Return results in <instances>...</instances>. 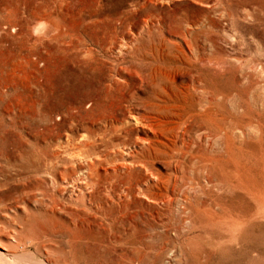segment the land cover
Here are the masks:
<instances>
[{
	"label": "rangeland",
	"instance_id": "1",
	"mask_svg": "<svg viewBox=\"0 0 264 264\" xmlns=\"http://www.w3.org/2000/svg\"><path fill=\"white\" fill-rule=\"evenodd\" d=\"M202 2L0 0L2 244L44 235L24 250L60 264H264V0ZM120 104L154 120L137 160L162 186L141 192L155 180L138 164L124 192L98 167L85 210L50 212L42 192L67 196L41 170L122 123ZM80 212L70 248L52 227Z\"/></svg>",
	"mask_w": 264,
	"mask_h": 264
},
{
	"label": "bare ground",
	"instance_id": "2",
	"mask_svg": "<svg viewBox=\"0 0 264 264\" xmlns=\"http://www.w3.org/2000/svg\"><path fill=\"white\" fill-rule=\"evenodd\" d=\"M202 1L204 0H200L201 3H203ZM218 1L220 2L221 0ZM68 35L70 34H65L64 36ZM183 39L189 44L185 37H183ZM171 42L175 44L173 40ZM123 69L124 67H120L118 70ZM92 105L93 101L91 100L85 103L88 109H90ZM122 108H124V104L112 107L111 110L114 111ZM142 113L143 114H138V112L133 111L132 108H124L120 116L123 117L121 118L123 119L122 123H103V129H101L100 132L87 128L84 131L85 133L81 134L78 142H70L65 149L56 152L59 161L57 162L55 158H53V161L55 164L61 162L57 170L59 177L58 175L57 177L54 175L50 167L42 169L40 173L43 176L45 175L63 195H66L67 200L62 203L60 199L55 196L53 197L51 193L50 195L49 193L42 192L44 206L48 208L52 204L57 203L59 205L65 204L72 209L85 210L84 202L92 203L93 189L99 187L103 179L102 175L96 173L98 167L105 169L104 177L111 180V183L114 182L117 188H121L124 184H128L124 186L123 191L132 192V188L135 186L132 185V167L139 164V166L141 165L147 170L150 177L155 180L154 183L147 185V187L143 189L141 188L140 191L150 194L149 192H151L154 187L160 188L163 183L162 175L149 166L147 167L148 164L144 162L140 163V161L137 160L142 151L152 149L154 137L158 135L152 117L147 116L144 112ZM104 114H107V112ZM115 118L118 119V117ZM134 130L137 131V135H133ZM138 147H140V149H137ZM132 149L134 150L133 154ZM143 161L147 162V160ZM85 163L87 164L85 165ZM65 167H72L80 173L75 177L69 178L68 173L65 171ZM110 169L112 170L111 172L109 171ZM114 192L116 193L115 190ZM118 196L121 197L123 194H118ZM109 199H112V197H109ZM78 203H80L81 207L78 206ZM57 204L51 206L48 210L54 214L57 211H61L62 207ZM77 217L78 221L74 220V216H70L69 223L64 224L60 222L61 228H58L57 224L52 227L53 237H56V235L64 231H68L65 238L70 248L73 243L79 241L83 237V218L81 212ZM43 238L44 235L29 239H21L13 245V249H11L8 244H2V240L0 239L1 246L8 249L2 251L0 248V264H60L48 256H41L38 250H35V252H26L24 250L35 241H41ZM20 246L22 247L21 250L19 249Z\"/></svg>",
	"mask_w": 264,
	"mask_h": 264
}]
</instances>
